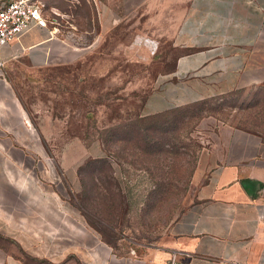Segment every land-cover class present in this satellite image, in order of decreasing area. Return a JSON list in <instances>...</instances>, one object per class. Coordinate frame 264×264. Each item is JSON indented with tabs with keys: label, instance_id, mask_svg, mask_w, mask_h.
<instances>
[{
	"label": "crops",
	"instance_id": "obj_1",
	"mask_svg": "<svg viewBox=\"0 0 264 264\" xmlns=\"http://www.w3.org/2000/svg\"><path fill=\"white\" fill-rule=\"evenodd\" d=\"M37 1L47 28L0 49V157L15 155L4 141L42 156L9 79L19 62L87 59L110 38L145 45L139 54L148 60V48L168 44L173 67L154 79L146 116L264 86V0ZM217 138L214 164L199 165L194 202L154 244L105 242L77 204L26 175V165L0 164V264H171L172 254L175 264H264L263 136L223 125ZM94 151L104 153L100 145Z\"/></svg>",
	"mask_w": 264,
	"mask_h": 264
},
{
	"label": "rangeland",
	"instance_id": "obj_2",
	"mask_svg": "<svg viewBox=\"0 0 264 264\" xmlns=\"http://www.w3.org/2000/svg\"><path fill=\"white\" fill-rule=\"evenodd\" d=\"M143 49L110 38L94 45L87 59L40 68L19 62L10 69L13 94L40 135L42 156L23 155L19 150L27 146L4 141L15 155L0 157V164L26 165V175L77 204L109 244L118 238L128 246L154 244L171 232L195 200L199 165L216 160L210 150L223 125L264 139V86L156 118L144 115L154 79L172 69L176 54L161 44L148 48L150 58L143 60ZM137 125L145 131L140 136ZM98 145L101 156L94 154Z\"/></svg>",
	"mask_w": 264,
	"mask_h": 264
},
{
	"label": "built area",
	"instance_id": "obj_3",
	"mask_svg": "<svg viewBox=\"0 0 264 264\" xmlns=\"http://www.w3.org/2000/svg\"><path fill=\"white\" fill-rule=\"evenodd\" d=\"M43 7L37 0H0V49L33 28H47ZM3 66L0 59V69ZM175 258L172 254L171 264Z\"/></svg>",
	"mask_w": 264,
	"mask_h": 264
},
{
	"label": "trees",
	"instance_id": "obj_4",
	"mask_svg": "<svg viewBox=\"0 0 264 264\" xmlns=\"http://www.w3.org/2000/svg\"><path fill=\"white\" fill-rule=\"evenodd\" d=\"M230 95V94H229ZM228 96V95H227ZM222 98V97H221ZM203 102V101H202ZM157 115H159V114H157ZM156 117H158V116H156V115H152V116H150L149 118H156ZM141 118H143V119H147V118H145V117H141ZM141 118H137V119H141ZM141 121H144V120H142L141 119ZM135 124H137V123H135ZM140 130H142L141 129V127L139 126V125H137L136 126V129L134 130V134H138L139 136L141 135V132H145V131H140ZM102 162H105V161H103V160H96L95 161V163H97V164H101ZM86 165H88V164H86ZM83 167L85 168V167H87V166H82L81 168H78V171H80L81 169H83ZM78 173V172H77ZM83 185V184H82ZM2 237H0V241H2ZM27 260L29 261V259L27 258Z\"/></svg>",
	"mask_w": 264,
	"mask_h": 264
},
{
	"label": "bare ground",
	"instance_id": "obj_5",
	"mask_svg": "<svg viewBox=\"0 0 264 264\" xmlns=\"http://www.w3.org/2000/svg\"><path fill=\"white\" fill-rule=\"evenodd\" d=\"M27 121V120H26ZM28 124V123H27ZM28 125H30V124H28Z\"/></svg>",
	"mask_w": 264,
	"mask_h": 264
}]
</instances>
